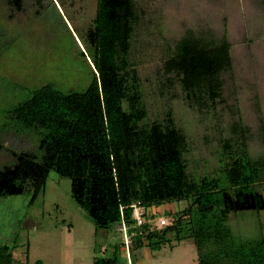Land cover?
<instances>
[{"label":"rangeland","instance_id":"rangeland-1","mask_svg":"<svg viewBox=\"0 0 264 264\" xmlns=\"http://www.w3.org/2000/svg\"><path fill=\"white\" fill-rule=\"evenodd\" d=\"M17 11L0 0V169L12 154L40 157L34 130L17 129L11 111L31 91L51 84L62 93L83 92L93 77L91 51L82 40L91 26L96 0H21ZM39 3V4H38ZM139 20L130 40L129 60L146 109L144 123L168 113L186 138L183 155L191 178L215 177L222 142L245 126L249 154L261 151L264 130V0H134ZM191 34L205 43L229 44L230 69L221 74V92L212 106H195L177 79L162 72L175 43ZM234 132V133H233ZM184 201L147 209L148 219L171 220ZM174 219V218H173ZM225 224L235 238L264 239V212L231 214ZM118 224L95 230L70 196V181L49 172L42 191L0 198V247L13 264H92L112 257L115 264H196L192 241L169 248L122 251ZM171 245H174L171 242ZM129 262V263H128Z\"/></svg>","mask_w":264,"mask_h":264},{"label":"trees","instance_id":"trees-1","mask_svg":"<svg viewBox=\"0 0 264 264\" xmlns=\"http://www.w3.org/2000/svg\"><path fill=\"white\" fill-rule=\"evenodd\" d=\"M20 1L8 4L20 11ZM138 20L134 0H96L91 26L82 36L91 51L92 80L81 93L44 84L13 108L14 126L36 132L41 154L39 159L12 154L13 164L0 169V198L30 192L33 200L54 172L69 179L71 198L95 230L123 221L131 234L129 257L136 249L157 251L190 239L196 264H264V239L235 238L225 224L236 212H264V130L262 151L253 157L247 129L238 120V137L222 142L219 174L191 178L183 158L186 138L170 114L144 123L146 109L129 60ZM229 69L225 35L205 43L189 33L162 66L195 106L200 101L212 106L220 96V76ZM179 201L185 207L168 224L156 226L148 219L147 209ZM132 206L145 209L141 225L132 219ZM12 262L8 248L0 247V264ZM92 264L115 261L95 258Z\"/></svg>","mask_w":264,"mask_h":264},{"label":"built area","instance_id":"built-area-1","mask_svg":"<svg viewBox=\"0 0 264 264\" xmlns=\"http://www.w3.org/2000/svg\"><path fill=\"white\" fill-rule=\"evenodd\" d=\"M132 219L135 222V225H141L143 222V218L142 215L145 213V209L142 207H136V206H132ZM170 222V220H166V219H162L159 218L157 221L156 226H164L166 224H168ZM119 227V231L121 232V244H122V251L125 253L126 259L129 260V248H130V235L127 234L126 232V227L123 223L122 220H120V223L118 224ZM129 263V262H128Z\"/></svg>","mask_w":264,"mask_h":264}]
</instances>
